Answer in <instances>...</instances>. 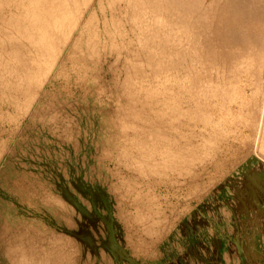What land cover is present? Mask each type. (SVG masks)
Returning <instances> with one entry per match:
<instances>
[{"label": "rangeland", "instance_id": "374dc122", "mask_svg": "<svg viewBox=\"0 0 264 264\" xmlns=\"http://www.w3.org/2000/svg\"><path fill=\"white\" fill-rule=\"evenodd\" d=\"M95 1L91 4V7L89 9V13H91L93 17L95 16V18L90 19L91 22H86V20L85 23L82 24V27H86L87 31L83 29L85 32L83 31L82 35H80L79 33L76 36V44H79V49L81 48V52L79 51V49L77 50L78 46H75V48H73V45H69V49L71 52L69 51V54L66 52L63 54L61 58L62 62H60L59 64L60 66L58 65L59 67H57L55 71L46 80H44L45 82H42L41 87L39 88L37 95L35 96V102H33L32 105L28 107V103L25 104L23 101L16 102L15 100H12V96H6L7 98H4L5 95H0V234L2 233L0 235V264H8L5 261L7 255L4 252L8 251H5L6 248L11 251L12 248L9 247H13V243H15L14 246L21 243V245H23V248L25 247L24 249L26 251L30 247L28 251H32L34 253L36 252L37 254H39V257L42 255H46V252H48L47 254H49L50 252V255L53 254L51 257L62 255L63 259L59 257L58 258L62 261L65 259L63 262H61L57 259V257H55L57 261L54 260L55 258L48 257V260L50 259V261H44L45 264H54L58 261V264H66L68 261L69 262L67 264H173V260H176V258L181 257L182 255L185 256V254L188 252V247H190L194 243H198L204 246L207 252H205L204 254L201 253L202 255H200L196 259H189V257H187L186 259L188 260V262H186L187 264H202V261H204L203 263L207 264V260L209 259L208 256H211L213 254V256H217L218 258L220 257V249H215V246L213 248V246L211 245V240L216 237L223 236L224 234L228 233L229 230L230 232L234 230L238 233L239 236L244 237V242H246L247 236L250 235L249 238L251 240L253 239L252 242L257 248L256 252L260 251L255 260H244L243 257H245V253L242 250H238L235 245H232L233 247H231L232 249H230L229 246L231 245L229 244H231V241L227 240V244L225 243L227 246L224 244L225 246L223 245V249L228 248L232 258L233 252L239 257V260L233 258L235 260V263L231 262L232 264H264V222L262 223V221L259 220H257L258 222H252L250 219L251 217L258 215L259 213L264 212V201L254 200L252 203V201L250 200L246 202L243 195H239V193H237L239 186L241 188L243 172H248L250 170L258 172L259 170L262 175L264 174V158L262 157L263 160L260 159V155H263L264 151L259 150V148L254 145L253 141V139L255 140V134L257 130L256 127H258V119L262 107L264 71L260 74L259 78L261 79H258L256 85L250 84V79L248 81L246 80L247 82H245V80H241L238 84L239 86H237V84H234L233 87L235 89L236 95L233 92V87L230 88L231 91L228 94L229 100L228 98L224 99L222 97L212 98V100L205 98L201 94L196 93L198 90H195L192 85L202 83L201 81L199 82V80L196 81L194 79L195 68L199 67H194V70L190 75L191 80H182L183 74L186 73L184 69H186L187 66H190V59L187 58L188 55H186V51H184V49H181V47H179L175 50V52L183 54L182 57H180V59L182 58L181 60L183 62V68L181 66L179 70H173V68L170 67L172 62L169 60V58H171L172 56H156L157 58L154 57V62L152 61L150 64H148L144 60L145 58H143L145 57L146 50L140 48L137 41L140 37L138 35L139 28L134 22H130V20L128 19L129 15L127 13L131 12V7H129V5L127 6L126 2H123L121 0L120 2L118 0L117 3H115L112 7H109L105 0L101 3H98L97 0ZM207 2L209 1L207 0ZM98 5H101L102 7L104 6V8ZM99 7H101V9ZM92 13H95V15ZM110 23L112 25H110ZM89 35L91 38L89 37ZM93 36L95 37V39ZM92 37L93 40H96L98 42V45H96L94 54L91 55L88 48L86 49L85 44H87V42L92 43ZM125 42H127V45H125ZM128 44L131 45L129 46ZM101 46L104 47L101 48ZM121 47H125L127 51L125 49H122ZM72 50L78 51L80 55L78 54V52L74 51L75 54H73L75 58H73L74 56L72 54ZM166 51H169V49H167ZM76 55L79 56L77 57ZM165 57H169L166 58L169 61H165ZM160 58L161 61H159ZM136 61H138V64ZM129 63H134L140 68L138 66H134V64L130 65ZM152 64L153 69H151ZM145 65H150V69L146 68ZM132 66L136 67V70H134ZM196 70L198 72L200 71L199 73L202 72L200 68ZM182 71L184 73H182ZM152 73L153 75H155L153 76ZM123 74H127V77L125 75L123 76ZM200 75H202V73ZM176 77H180V79L178 80ZM130 78L132 80H130L131 84L133 83V81H135V84H132V86H134L133 88L129 83ZM153 78L154 80H156L154 81ZM163 78H165V82H163ZM192 78L194 80H192ZM181 80L183 81V83L185 82L182 86ZM144 81L149 82L144 83ZM171 81L173 82V84L171 83ZM177 81L181 83H179L178 85L179 87L181 86L180 88L176 86L178 83ZM242 81L245 82V84ZM124 82L125 84H123ZM139 82L144 84L140 85ZM127 83L129 86L126 85ZM163 83H166L165 85L166 87H168V91L172 86V91H166L165 89L167 88L162 85ZM159 84H161V86ZM148 85L151 88H149ZM249 85L252 86V89H250ZM153 86L157 89L154 90L155 88ZM185 86L187 87L185 88ZM138 87H140L139 90H137ZM255 87L258 88L255 89ZM188 88L190 89L189 92L186 91ZM132 89L135 90L136 93ZM150 89L151 91L153 90L152 94L155 93V98L153 95L151 96ZM176 89L178 90V92ZM144 90L146 91L144 92ZM254 90L257 91L255 92ZM139 91L141 94L139 93ZM165 92L166 94H161ZM127 93L129 96L126 100ZM131 93L132 95L130 96ZM170 93L172 94L169 97L168 95H170ZM234 95L235 97H238L236 98V101ZM146 96L147 99L144 100ZM162 96H164V98H167L168 96L169 100H171V98H175L176 100L174 101L176 102V104L173 100H171V102L173 101V104L171 102L169 103L165 99L163 100ZM175 96H177L178 98H176ZM231 96L232 98H230ZM233 97L235 102L233 101ZM135 98L137 99L135 100ZM186 98L188 101L186 100ZM199 98L202 101L199 100ZM8 99H11L12 101H8ZM138 99H140L141 101ZM225 100H228V102ZM115 101H117L118 103ZM138 101L143 104H139ZM216 101H218L219 103ZM246 101H248V103ZM124 102H127L126 106ZM242 102L244 105L242 104ZM253 102L256 103L253 104ZM130 103H132V105H130ZM15 105L17 108L15 107ZM140 106L141 108L139 109ZM246 106L249 109H247ZM126 107H128V109ZM155 107L157 110L154 111L153 109H155ZM170 107L172 109L173 107L177 109V113L176 110L172 111ZM187 108H193L192 119H190L189 116L183 114L184 112H186ZM239 108L241 110H238ZM137 109L140 111V113ZM122 110L125 112H123ZM135 110H137L138 116L140 114L139 118L137 117V113ZM158 110L166 111L165 115L168 114V116L172 113V116L170 115V117L168 118V116L162 114V111ZM111 111H113V113H111ZM128 111L129 113H133V111L135 113L131 115L132 113L129 114ZM142 112L143 115H141ZM225 113L227 114V116ZM144 114L147 120L144 117ZM109 115H115L116 117H119L121 115V118L125 116L126 119L125 117L123 118V123H125L126 125L123 126H127L128 124L137 125V128H135L136 130L134 129V134L132 128L128 126L127 128L125 127L126 131L128 129V135L126 139L124 136L125 133L123 134V132L125 131L119 130L121 132L120 135H122L119 136L123 140L125 139L127 142L121 141L122 139L119 137L115 141H113L114 137H111L110 135L112 133V130L105 124V119ZM128 115L129 117L127 118ZM223 115L226 117L224 118ZM173 116L175 117L174 119ZM37 117L41 118L38 119ZM48 117L50 121L48 120ZM140 118L142 121H144L145 118V121L142 122ZM153 118H155L156 122L152 121L154 120ZM177 118H179L180 122ZM183 118H185L187 121L185 119L183 120ZM159 119L166 120L167 123L165 125H170L173 122L175 123H173L175 127L172 125V128L171 125H168V127L165 126L167 128L165 129V131H168V134L170 133L169 135H171V137L168 135L169 138H171L170 143L168 142L169 139L166 140V143H168L165 144V141L157 140L154 134L151 135V133L158 131L159 127L156 123L159 122ZM38 120L41 121L39 122ZM255 123L257 124V126H255ZM142 124L143 126L140 129ZM119 127L123 129V127ZM169 127L172 129V131ZM218 127L220 130H217ZM254 127L255 130L253 129ZM236 128L239 132L236 130ZM139 129L142 131V133ZM151 130L154 132H152ZM192 130L194 131L195 135ZM175 131L184 132L178 133L181 136L184 135L187 137L189 136V133L191 131V141L185 144V137L182 136L181 138L180 136V140L179 142H177L178 144L175 143L177 146L176 147L175 144H173V138H176V136L178 137V133ZM213 131L218 134L215 135L218 139L211 138V133L215 134ZM137 133H141L142 136H138ZM224 133L226 135H224ZM148 136L150 137V139H152V141H149ZM212 137L214 136L212 135ZM204 139L205 143L201 144L202 141L204 142ZM212 139V143L215 145H212V143H210L211 145L208 144L210 141H212ZM206 140H208V143ZM138 141L142 144L137 143ZM158 142L163 146H158ZM148 144H150L149 148L146 147ZM180 144L182 146L183 144L187 145L188 149L189 146H191L189 151L193 150L192 153L198 152L196 154H193L194 159H196L193 162L191 173L188 174V171L185 167H178L175 164L171 165V169L169 165L165 167L160 160L158 166L156 165V167L148 169L147 167L143 166L144 169L139 167L140 172L137 171L138 166L136 165V161H142L145 158V155H152L154 149L155 151L153 153L155 154L153 155L155 157H158L156 154L164 149V151H167L168 153L169 151L171 152V150H173L171 152L172 154L175 148L177 149L181 147ZM191 144L194 146H192ZM196 144L197 146H195ZM204 144H206V146ZM142 145L145 146L143 147ZM164 145L166 146L164 147ZM203 146H205L204 149ZM142 147L144 148V150L147 149L146 152L144 151L145 154L143 152H139V150L141 151ZM211 147L212 150L210 149ZM133 148L136 150H134ZM201 148L203 149V151ZM35 149H37V152ZM195 149H197V151ZM198 149L199 151H201L200 153ZM208 149H210V152L208 151ZM258 150L261 154L258 153ZM137 151L139 156L137 154ZM149 151L150 153L147 154V152ZM156 151L158 153H156ZM205 151H207V156ZM140 154H142L143 156ZM198 155H201L200 158ZM204 155L206 156V158ZM141 156L143 159L138 158H141ZM201 157L203 158V161ZM135 166L137 167V169L135 168ZM161 168H167V170ZM144 170L145 172H143ZM68 180L75 181L77 185L80 186L82 191L88 196V198L85 199L86 201H88V203L86 201L85 203L84 201L81 203L78 199L76 200V204L78 206L84 207V212L79 213V215L76 214L77 210H75L74 212H67L65 208L64 210L61 207L59 208L60 210L58 209V207L49 209L50 207L48 206L49 202H53V198H59L58 196L61 195V187L64 182H68ZM32 187H34V189ZM95 192L99 193L100 198H97L95 195H91ZM235 195H237L238 197ZM87 205L89 206V209ZM237 209L240 211H237ZM152 217L155 218L151 219ZM143 219H146L148 221L156 220L157 223L155 222L153 231L151 232L153 234H148V232H145L143 230L144 228H146H142ZM233 222L235 223L234 225ZM75 226H79L78 231L81 230V228L84 229V231L86 232V235L84 236V238L87 239L86 242H83L84 239L82 242H78L77 240H73L70 238L69 233L75 229ZM236 228L238 229L236 230ZM98 229L101 231V233ZM165 229H167L168 231H165ZM158 231L161 233H159ZM111 237L112 240L110 239ZM140 242L142 243V245ZM7 243H11L9 244L11 246H8ZM82 243L84 244V248H82ZM31 247L33 250L31 249ZM41 250H43L44 254H42ZM51 250L54 251L51 252ZM99 250H102L104 255H100V253L102 254V251L100 252ZM8 256H12L13 259L10 257L11 260L15 261L16 259L18 260L17 257L19 256V254L16 250L13 251V253L12 251L11 253L8 251ZM67 256H69L70 258H67ZM202 258L203 260H201ZM199 260L201 261V263ZM170 261L172 262L170 263ZM186 262L184 264H186ZM217 263L220 264L219 261H217Z\"/></svg>", "mask_w": 264, "mask_h": 264}, {"label": "bare ground", "instance_id": "6f19581e", "mask_svg": "<svg viewBox=\"0 0 264 264\" xmlns=\"http://www.w3.org/2000/svg\"><path fill=\"white\" fill-rule=\"evenodd\" d=\"M95 0H0V95L4 96V98L7 97H11L12 100L17 101H23L25 104L28 103V107L30 105H32L33 102H35V96L37 95V92L39 90V88L41 87V84L44 80H46L54 71L57 67H59L61 58L63 56V54L66 52L68 53L70 51V47L69 45H73L75 48V46L77 47V50L79 49V44L77 43V38L76 36L80 33V35H82L83 33V29L86 30V27L83 28L82 24L86 22H91L90 19L95 18V16L93 17L91 15V13H89V9L91 7V4L94 2ZM98 3L103 2L104 0H97ZM107 2V4L109 5V7L113 6L115 3H117L118 0H105ZM123 2H126L127 6L129 5V7H131V12H128L127 14L128 19L130 20V22H134L136 24V26L139 28L138 31V35L140 36L137 40L139 47L146 50L145 53V58L144 60L150 64L153 60L154 57L156 56H172L171 58L169 57H165V61L167 60L166 58H169V60L172 62V64L170 65L171 68H173V70H179L182 66V58L180 59V57H182L183 54H179L177 52H175L176 49H178L179 47H181V49H184V51H186V55H188L187 58L190 59L189 65L187 66L186 69H184V71L186 72L185 74H183V79L187 80H191L190 75L191 72L194 70V67H199L201 69V73L202 75H200L201 73H199L196 69L199 68H195V73H194V79L197 81L199 80V82L201 81V84H192L195 90H198L196 93L201 94L203 97L211 99L212 98H218V97H222V98H228V94L230 93V88H232L234 86V84H237V86H239L238 84L240 83L241 80H245V82H247L249 79L251 81L250 84L252 85H256L258 79L260 77V74L264 71V0H208L209 2H207V0H121ZM96 2V1H95ZM120 2V0H119ZM118 2V3H119ZM101 6V5H98ZM93 7V6H92ZM102 7V6H101ZM101 7H99L101 9ZM108 7V6H107ZM104 8V6L102 7ZM116 8V7H115ZM114 9V8H113ZM103 10V9H102ZM96 11V10H95ZM125 11V10H124ZM87 13V14H86ZM101 13V12H100ZM95 15V13H92ZM120 14V13H119ZM125 15V14H124ZM110 16V15H109ZM121 17V16H120ZM109 19V18H108ZM115 19V18H114ZM104 20V19H103ZM117 20V19H116ZM106 21V20H105ZM113 21V20H112ZM97 22V21H96ZM111 22V21H110ZM113 23V22H112ZM121 23V22H120ZM87 24V23H86ZM91 24V23H89ZM116 24V23H115ZM110 25H112L110 23ZM134 25V24H133ZM85 26V24H84ZM104 26V25H103ZM106 26V25H105ZM130 26V25H129ZM135 26V25H134ZM89 27V25H88ZM135 28V29H136ZM88 29V28H87ZM93 30V29H92ZM84 31V32H85ZM89 31V30H88ZM137 31V32H138ZM106 32V30H105ZM118 32V30H117ZM111 33V32H110ZM87 34V33H86ZM137 35V34H136ZM87 37V35H86ZM85 37V38H86ZM90 37V35H89ZM94 37V36H93ZM92 37V43L87 42L86 45V49L88 48L89 52L92 54H94L95 50H96V45H98V42L96 40H93ZM76 38V39H75ZM91 38V37H90ZM109 38V37H108ZM95 39V37H94ZM89 40V38H88ZM99 41V40H98ZM103 41V40H102ZM121 41V40H120ZM105 43V42H104ZM113 43V42H112ZM127 45V42H125ZM103 44V43H102ZM115 45V44H114ZM129 46L131 44H128ZM112 46V45H111ZM104 47V46H103ZM101 46V48H103ZM108 47V46H107ZM110 47V46H109ZM72 48V47H71ZM112 48V47H111ZM122 48V47H121ZM174 50H173V49ZM81 49V48H80ZM79 49V51H80ZM110 49V48H109ZM122 49H125L122 48ZM167 49H169V51H166ZM111 50V49H110ZM115 50V49H114ZM126 50V49H125ZM129 50V49H128ZM73 51V50H72ZM76 51V50H74ZM74 51L72 52V54L74 53ZM87 51V50H86ZM127 51V50H126ZM125 51V52H126ZM133 51V50H132ZM71 52V51H70ZM78 52V51H76ZM81 52V51H80ZM88 52V53H89ZM108 52V51H107ZM89 53V54H90ZM138 53V52H137ZM69 54V53H68ZM71 54V55H72ZM75 54V53H74ZM73 54V56H74ZM79 54V52H78ZM103 54V53H102ZM136 54V52H135ZM80 55V54H79ZM79 55H76L77 57ZM70 56V55H69ZM99 56V55H98ZM138 56V55H137ZM143 56V55H142ZM161 56V57H162ZM76 57V58H77ZM116 57V56H115ZM136 57V56H135ZM185 57V55H184ZM75 58V56L73 57ZM92 58V57H91ZM133 58V56H132ZM138 58V57H137ZM157 58V57H156ZM155 58V59H156ZM69 59V58H68ZM80 59V58H79ZM78 59V60H79ZM184 59V58H183ZM115 60V59H114ZM133 60V59H132ZM157 60V59H156ZM163 60V58H162ZM167 60V61H169ZM66 61V60H65ZM158 61V60H157ZM156 61V63H157ZM159 61H161V58L159 59ZM184 61V60H183ZM125 62V61H124ZM138 64V61H136ZM143 62V61H142ZM154 62V61H153ZM116 63V62H115ZM130 64V63H129ZM134 64V63H133ZM130 64V65H133ZM146 64V63H145ZM159 64V63H158ZM59 65V66H58ZM155 65V64H154ZM161 65V63H160ZM82 66V65H81ZM93 66V65H92ZM115 66V64H114ZM126 66V64H125ZM134 66H136L134 64ZM138 66V65H137ZM136 66V67H137ZM148 66V67H147ZM145 65L146 68L150 69L149 66L150 65ZM159 66V65H158ZM132 68L134 70H136L135 68ZM139 67V66H138ZM62 68V66H61ZM127 68V67H126ZM131 68V69H132ZM140 68V67H139ZM137 68V69H139ZM170 68V69H171ZM183 68V66H182ZM153 69V64H152V68ZM169 69V70H170ZM58 70V69H57ZM56 70V72H57ZM133 70V71H134ZM72 71V70H71ZM129 71V70H126ZM142 71V70H141ZM61 72V71H60ZM152 72V71H151ZM176 72V71H175ZM174 72V73H175ZM59 73V71H58ZM77 73V72H76ZM130 73V72H129ZM139 73V72H138ZM143 73V72H142ZM145 73V72H144ZM182 73H184L182 71ZM61 74V73H60ZM161 74V73H160ZM63 75V74H62ZM125 74H123L124 76ZM127 75V74H126ZM125 75V76H126ZM153 75V73H152ZM155 75V74H154ZM153 75V76H154ZM129 76V75H128ZM56 77V76H55ZM61 77V76H60ZM81 77V76H80ZM127 77V76H126ZM152 77V76H151ZM156 77V76H155ZM64 78V77H63ZM123 78V77H122ZM132 78V77H131ZM131 78L129 79V83L132 81ZM137 78V76H136ZM140 78V77H139ZM169 78V77H167ZM166 78V79H167ZM177 78V77H176ZM176 78H171V79H176ZM264 78V77H263ZM262 78V79H263ZM124 79V78H123ZM126 79V78H125ZM128 79V78H127ZM135 79V78H134ZM163 82H165V78H163ZM178 80L180 79L177 78ZM192 78V80H194ZM131 80V81H130ZM138 80V79H136ZM142 80V79H140ZM154 80V78H153ZM156 80V79H155ZM154 80V81H155ZM159 80V79H158ZM181 80L182 84L180 82L177 83L176 86L179 85V83L181 84V86L185 83H183V81ZM247 80V81H246ZM125 81V80H124ZM160 81V80H159ZM174 81V80H173ZM263 81V80H262ZM45 82V81H44ZM135 81H133L132 84ZM143 82V81H142ZM147 82V81H146ZM144 81V83H146ZM149 82V81H148ZM147 82V83H148ZM153 82V81H152ZM162 82V81H161ZM159 82V83H161ZM176 82V81H175ZM195 82V81H194ZM243 82V81H242ZM245 82H243L245 84ZM122 83V82H121ZM140 85L144 84L139 82ZM138 83V84H139ZM151 83V82H150ZM171 83L173 84V82L171 81ZM249 83V82H248ZM125 84V82L123 83ZM132 84L130 83V86H132ZM157 84V83H155ZM166 83H163L162 85L166 87L165 85ZM242 84V83H241ZM127 86L128 83L126 84ZM137 85V84H136ZM161 86V84H159ZM187 85V83H186ZM162 86V87H163ZM180 86V87H181ZM241 86V85H240ZM250 86V85H249ZM134 86H132L133 88ZM149 88H151L148 85ZM154 87V86H153ZM152 87V88H153ZM179 87V86H178ZM179 87V88H180ZM187 86H185L186 88ZM236 87V86H235ZM140 87L137 88V90H139ZM155 88V87H154ZM159 88V87H158ZM161 88V87H160ZM164 88V87H163ZM167 89H165L166 91H168V87H166ZM258 87H255V89H257ZM124 89H125V85H124ZM123 89V90H124ZM131 89V87H130ZM143 89V87H142ZM145 89V87H144ZM157 88H155L154 90H156ZM163 89V90H164ZM172 86L170 88V91H172ZM193 89V88H192ZM193 89V90H194ZM250 89H252V86H250ZM129 90V89H128ZM127 90V91H128ZM133 90V89H132ZM131 90V91H132ZM162 90V91H163ZM177 90V89H176ZM183 90V88H182ZM186 90V89H185ZM184 90V91H185ZM189 88L186 90L189 92ZM238 90V89H237ZM130 91V92H131ZM135 92V90H133ZM146 90H144L145 92ZM149 91V89H148ZM151 91V89H150ZM175 91V90H174ZM183 91V92H184ZM239 91V90H238ZM255 92L257 90H254ZM68 92V91H67ZM138 92V91H137ZM153 90L150 92L151 96L155 93H153ZM160 92V91H159ZM176 92V91H175ZM174 92V93H175ZM178 92V90H177ZM233 92L235 93V89L233 87ZM242 92V91H241ZM129 93V92H128ZM127 93L126 96V100L128 99L127 97L129 96ZM136 93V92H135ZM140 93V91H139ZM138 93V94H139ZM149 93V92H148ZM134 94V93H133ZM141 94V93H140ZM147 94V93H146ZM149 94V95H150ZM166 94L165 93H161ZM172 93H170V95H168L169 97L171 96ZM181 94V93H180ZM185 94V93H184ZM190 94V93H189ZM197 94V95H198ZM233 94V93H232ZM247 94V93H246ZM253 94V93H252ZM255 94V93H254ZM263 100H262V107H261V113L259 116V123H258V127L256 130V134H255V140L254 141V145H256L259 150H263L264 151V90H263ZM98 95V94H97ZM132 95V93L130 94V96ZM135 95V94H134ZM174 95V94H173ZM196 95V96H197ZM236 95V93H235ZM234 95V97H235ZM136 96V95H135ZM148 96V95H147ZM147 96L145 99H147ZM157 96V95H156ZM160 96V95H159ZM167 98L163 97V100L165 99L166 101H168L169 103L171 102V100H176L175 98H171V100ZM189 96V95H188ZM230 96V95H229ZM240 96V95H239ZM255 96V95H254ZM6 97V98H7ZM133 97V96H132ZM176 98H178L177 96H175ZM186 97V96H185ZM184 97V98H185ZM199 97V96H198ZM197 97V98H198ZM234 97H233V101H234ZM242 97V96H241ZM1 98V97H0ZM134 98V97H133ZM138 98V97H137ZM135 98V100L137 99ZM150 98V97H149ZM155 98V96H154ZM232 98V96L230 97ZM235 97V101L237 100ZM244 98V97H243ZM242 98V99H243ZM251 98V97H250ZM131 99V98H130ZM152 99V98H151ZM161 99V98H160ZM168 99V100H167ZM180 99V98H179ZM177 99V100H179ZM195 99V98H194ZM221 99V98H220ZM257 99V98H256ZM11 99H8V101ZM11 100V101H12ZM124 100V101H126ZM134 100V101H135ZM140 100V99H138ZM153 100V99H152ZM187 100V98H186ZM199 100H201L199 98ZM214 100V99H213ZM217 100V99H216ZM229 100V98H228ZM228 100H225L228 102ZM241 100V99H240ZM244 100V99H243ZM141 101V100H140ZM140 101L139 104L141 103ZM143 101V100H142ZM150 101V100H148ZM155 101V99H154ZM173 101L171 102L173 104ZM188 101V100H187ZM190 101V100H189ZM193 101V100H192ZM202 101V100H201ZM220 101V100H218ZM216 101V102H218ZM231 101V99H230ZM232 101V102H233ZM234 101V102H235ZM250 101V100H249ZM256 101V100H255ZM261 101V100H260ZM14 102V101H13ZM69 102V101H68ZM117 102V101H115ZM131 102V101H130ZM136 102V101H135ZM137 102V103H138ZM146 102V101H144ZM175 102V101H174ZM207 102V101H206ZM231 102V103H232ZM239 102V101H238ZM248 103V101H246ZM15 103V102H14ZM65 103V102H64ZM98 103V102H97ZM118 103V102H117ZM125 106L127 105V102H124ZM129 103V102H128ZM150 103V102H149ZM155 103V102H154ZM201 103V102H200ZM219 103V102H218ZM230 103V102H229ZM246 103V105H247ZM256 102H253V104H255ZM66 104V103H65ZM69 104V103H68ZM134 104V103H133ZM143 103H141L142 105ZM152 104V103H151ZM171 104V105H172ZM176 104V102H175ZM178 104V103H177ZM217 104V103H216ZM215 104V105H216ZM243 104V102H242ZM130 105H132V103H130ZM138 105V104H137ZM148 105V102H147ZM154 105V104H153ZM222 105V103H221ZM236 105V104H235ZM244 105V104H243ZM37 106V105H36ZM41 106V105H40ZM52 106V105H51ZM120 106V105H119ZM135 106V105H134ZM146 106V104H145ZM150 106V104H149ZM152 106V105H151ZM218 106V105H217ZM220 106V105H219ZM254 106V105H253ZM16 107V105H15ZM24 107V105H23ZM26 107V106H25ZM124 107V105H123ZM133 107V106H132ZM157 107V106H156ZM155 107V109H153L154 111L157 110ZM179 107V106H178ZM241 107V106H240ZM244 107V106H243ZM242 107V108H243ZM247 107V106H246ZM249 107V105H248ZM247 107V109H249ZM17 108V107H16ZM27 108V107H26ZM119 108V107H117ZM128 109V107H126ZM125 108V109H126ZM138 108V107H137ZM141 108V106L139 107V109ZM149 108V107H148ZM168 108V107H167ZM166 108V109H167ZM171 108V107H170ZM131 109V107H130ZM129 109V110H130ZM159 109V108H158ZM164 109V108H163ZM165 109V110H166ZM172 109V108H171ZM170 109V110H171ZM183 109V108H182ZM213 109V108H212ZM221 109V108H220ZM219 109V110H220ZM244 109V108H243ZM246 109V110H247ZM117 110V109H116ZM115 110V111H116ZM120 110V109H119ZM133 110V108H132ZM138 110V109H137ZM137 110L136 113H137ZM168 110V109H167ZM177 113V109H175L173 107L172 111H175ZM234 110V109H233ZM238 110H241L240 108ZM19 111V110H18ZM48 111V109H47ZM76 111V110H75ZM123 111V110H122ZM139 111V110H138ZM158 111H162V114L165 115L166 111L163 110H158ZM171 111V112H172ZM237 111V110H235ZM249 111V110H248ZM67 112V111H66ZM125 112V111H123ZM215 112V109H214ZM229 112V111H228ZM250 112V111H249ZM16 113V112H15ZM111 113H113V111H111ZM129 113V111H128ZM132 112H130L129 114H131ZM133 113H135L133 111ZM133 113L131 115H133ZM140 113V111H139ZM157 113V112H156ZM161 113V112H160ZM237 113V112H234ZM259 113V112H258ZM52 114V113H51ZM117 114V113H115ZM123 114V113H122ZM127 114V113H126ZM125 114V115H126ZM170 114V113H169ZM175 114V113H174ZM186 116H189L190 119H192L193 117V108H187L186 112L183 113ZM200 114V113H199ZM226 114V113H225ZM107 115V114H106ZM135 115V114H134ZM143 115V112L142 114ZM172 116V113L170 114ZM170 115L168 116V114H166L165 116H168V118L170 117ZM180 115V114H179ZM198 115V114H197ZM45 116V114H44ZM124 116V115H123ZM136 116V115H135ZM140 116V114H139ZM138 113H137V117L139 118ZM147 116V115H146ZM178 116V115H177ZM176 116V117H177ZM181 116V115H180ZM224 116V115H223ZM227 116V114H226ZM224 116V118L226 117ZM253 116V115H252ZM9 117V116H8ZM51 117V115H50ZM125 117V116H124ZM124 117L121 118V115L119 117H116L115 115H109L106 117V125L108 128H110L112 130V133L110 134L111 137H114L115 141L118 137L121 138L120 136V131H125L123 132L125 139L127 138V131L125 130V127L127 128L130 127L133 129V134L134 131L136 130L135 128H137V125H130L128 124L127 126H123L126 125L125 123H123L124 121ZM129 117V115L127 116V118ZM145 117V114H144ZM12 118V117H11ZM33 118V117H32ZM38 119L41 117H37ZM53 118V117H52ZM60 118V117H59ZM70 118V117H69ZM68 118V119H69ZM131 118V116H130ZM146 118V117H145ZM144 118V121H145ZM159 118V117H158ZM164 118V117H161ZM167 118V119H168ZM175 117L173 116V119ZM205 118V117H204ZM229 118V117H228ZM126 119V117H125ZM151 119V118H150ZM154 120H152L153 122L155 120V118H153ZM172 119V118H171ZM170 119V120H171ZM172 119V120H173ZM179 121V118H177ZM185 118H183L184 120ZM48 120L50 121L49 117ZM53 120V119H52ZM141 120V118H140ZM143 120V117H142ZM141 120V121H142ZM147 120V118H146ZM182 120V121H183ZM186 120V119H185ZM189 120V119H188ZM203 120V119H202ZM39 122L41 120H38ZM48 121V122H49ZM62 121V120H61ZM133 121V120H132ZM142 121V122H144ZM150 121V120H149ZM151 121V122H152ZM165 121V123H164ZM168 121V120H167ZM176 121V120H175ZM187 121V120H186ZM185 121V122H186ZM208 121V120H207ZM224 121V120H223ZM222 121V122H223ZM242 121V120H241ZM35 122V121H34ZM127 122V121H125ZM148 122V121H146ZM152 122V123H153ZM169 122V121H168ZM180 122V121H179ZM190 122V121H189ZM188 122V123H189ZM198 122V121H197ZM196 122V123H197ZM216 122V121H215ZM220 122V121H219ZM137 123V122H136ZM150 123V122H149ZM148 123V124H149ZM151 123V124H152ZM167 122L166 120H161L159 119V122L156 123L159 127L157 132L151 133V135L154 134V136L157 138V140L160 141H165V144H167L168 142L170 143L171 138H169V136L171 137V135L168 134V131L166 132L165 129H167L165 126L168 127L169 124L165 125ZM171 123V122H170ZM174 123V122H173ZM171 123V128L172 125L174 126V124ZM203 123V122H202ZM221 123V122H220ZM230 123V122H229ZM228 123V124H229ZM232 123V122H231ZM241 123V122H240ZM255 123V126H257V124ZM180 124V123H179ZM187 124V123H186ZM198 124V123H197ZM204 124V123H203ZM219 124V123H218ZM217 124V125H218ZM246 124V122H245ZM244 124V126H245ZM249 124V123H247ZM253 124V123H252ZM55 125V124H54ZM123 127L120 128L119 126ZM145 125V123H144ZM169 125V126H170ZM181 125V124H180ZM208 125V124H207ZM71 126V125H69ZM139 126V125H138ZM143 124L141 125L140 129L142 128ZM149 126V125H148ZM154 126V125H153ZM190 126V125H188ZM216 126V125H215ZM219 126V125H218ZM247 126V125H246ZM175 127V126H174ZM192 127V126H191ZM207 127V126H206ZM224 127V125H223ZM222 127V128H223ZM229 127V126H228ZM235 127V126H234ZM251 127V126H250ZM253 127V126H252ZM147 128V127H146ZM150 128V126H149ZM153 128V127H152ZM170 128V127H169ZM170 128V130L172 131V129ZM187 128V127H186ZM195 128V127H194ZM204 128V127H203ZM208 128V127H207ZM216 128V127H215ZM227 128V127H226ZM70 129V127H69ZM135 129V130H134ZM139 129V130H140ZM144 129V128H143ZM148 129V128H147ZM151 129V128H150ZM184 129V128H183ZM191 129V128H188ZM198 129V128H197ZM211 129V128H210ZM251 129V128H250ZM255 130V127L253 128ZM120 130V131H119ZM154 130V129H153ZM156 130V129H155ZM169 130V129H168ZM169 130V131H170ZM214 130V129H213ZM217 130H220L219 127ZM225 130V129H224ZM237 130V128H236ZM70 131V130H69ZM130 131V130H129ZM138 131V130H137ZM141 131V130H140ZM193 131V130H192ZM201 131V129H200ZM212 131V130H211ZM216 131V130H215ZM215 131H213L215 133ZM234 131V130H233ZM232 131V132H233ZM238 131V130H237ZM175 132H180V131H175ZM188 132V131H187ZM185 132V133H187ZM218 132V131H217ZM222 132V130H221ZM226 132V131H225ZM239 132V131H238ZM70 133V132H69ZM75 133V132H74ZM142 133V131H141ZM138 134L142 136V134ZM180 133H184V132H180ZM191 133V131H190ZM189 133V138L187 136L185 137V144L189 143L191 140V134ZM194 133V131H193ZM199 133V132H197ZM205 133V132H204ZM234 133V132H233ZM250 133V132H248ZM76 134V133H75ZM145 134V133H144ZM149 134V133H148ZM214 137L211 138L215 139L217 138L215 134L211 133ZM223 134V133H222ZM59 135V134H58ZM120 135V136H119ZM136 135V134H135ZM147 135V134H146ZM169 135V136H168ZM178 137L176 136V138L174 139V143L173 144H178L177 142H179L180 140V134H177ZM195 135V133H194ZM203 135V134H202ZM201 135V136H202ZM218 135V134H217ZM221 135V134H220ZM224 135H226L224 133ZM228 135V134H227ZM26 136V135H25ZM137 136V135H136ZM140 136V137H141ZM145 136V135H144ZM143 136V137H144ZM181 136V138H182ZM251 136V135H250ZM249 136V137H250ZM69 137V136H68ZM129 137V136H128ZM133 137V135H132ZM147 137V136H146ZM149 137V136H148ZM183 137V138H184ZM209 137V136H208ZM240 137V136H239ZM254 137V136H253ZM200 138V137H199ZM202 138V137H201ZM204 138V137H203ZM235 138V136H234ZM237 138V137H236ZM36 139V138H35ZM122 139V138H121ZM120 139V140H121ZM121 140V141H126V140ZM138 139V138H137ZM142 139V138H140ZM169 141L166 143V140ZM210 139V138H209ZM210 141L208 143L210 144L213 142ZM218 139V138H217ZM223 139V137H222ZM248 139V138H247ZM3 140V139H2ZM152 141V139H150L149 137V141ZM183 140V139H182ZM201 140V139H200ZM42 141V140H41ZM120 141V142H121ZM144 141V139H143ZM142 141V142H143ZM240 141V140H239ZM127 142V141H126ZM141 142V140H140ZM139 141L137 143H140ZM183 142V141H182ZM181 142V143H182ZM219 142V141H217ZM245 142V141H243ZM57 143V142H56ZM118 143V142H117ZM152 143V142H151ZM163 143V142H162ZM161 143V144H162ZM200 143V142H199ZM205 143V139L204 142L202 141L201 144ZM51 144V143H50ZM130 144H131V139H130ZM129 144V146H130ZM138 144V145H139ZM175 144V146H176ZM242 144V143H239ZM247 144V143H246ZM59 145V144H57ZM114 145V144H113ZM120 145V144H119ZM122 145V144H121ZM157 145L159 146V142L157 143ZM181 145V144H180ZM192 145V144H191ZM206 146V144H204ZM211 145V144H210ZM209 145V146H210ZM212 145H215L212 143ZM218 145V144H217ZM143 147L145 145H142ZM150 144H148L146 147L149 148ZM163 146V145H160ZM166 145H164L165 147ZM169 146V145H168ZM174 146V147H175ZM194 146V145H192ZM197 146V144L195 145ZM202 146V145H201ZM203 146V149L204 147ZM229 146V145H228ZM252 146V145H251ZM1 147V146H0ZM37 147V146H36ZM60 147V146H59ZM133 147V146H131ZM141 147V146H140ZM141 148V151L139 150L140 153H144V151L146 152V150H144V148ZM152 147V146H151ZM151 147H150V151H151ZM170 147V146H169ZM173 147V148H174ZM177 147V146H176ZM179 147V146H178ZM191 146H189L190 149ZM214 147V146H212ZM212 147L210 148L212 150ZM217 147V146H216ZM256 147V148H257ZM120 148V147H119ZM196 148V147H195ZM199 148V146H198ZM208 148V147H207ZM229 148V147H228ZM239 148V147H238ZM243 148V147H242ZM254 148V147H253ZM38 149V148H37ZM37 149L36 152H37ZM111 149V148H110ZM129 149V148H128ZM134 149V148H133ZM154 149V147H153ZM187 145L183 146L181 145V147L179 148H175L174 152L171 154V152L173 150H171V152L169 151V153L167 151L161 150L159 153L156 151V154L158 157H155L153 154L154 151L152 152V155H150V151L147 152V154H149V156H144L145 158H141L138 157L139 159H143L142 161H136V165L138 166V170L140 168H143V166L149 168H153L156 167V165L158 166L159 160L162 162L163 166H170V169L172 168L171 165L175 164L178 167H185L188 171V174L191 173L192 170V165L193 162L195 161L193 154L192 153L193 150L189 151ZM193 149V148H191ZM202 149V148H201ZM200 149V150H201ZM202 149V151H203ZM206 149V148H205ZM210 149H208V151L210 152ZM136 150V149H134ZM149 150V149H148ZM160 150V149H159ZM197 151V149H195ZM230 150V149H229ZM256 150V149H255ZM258 150V153L260 152ZM103 151V150H102ZM123 151V150H122ZM121 151V152H122ZM133 151V150H131ZM189 151V152H188ZM199 151V149H198ZM226 151V150H225ZM262 151V153H263ZM22 152V151H21ZM120 152V153H121ZM136 152V151H135ZM201 151H199L200 153ZM253 152V151H252ZM251 152V153H252ZM107 153V152H106ZM190 153V154H189ZM192 153V155H191ZM198 153V152H196ZM195 153V154H196ZM204 153V152H203ZM206 156H207V151H205ZM212 153V152H211ZM247 153V150H246ZM257 153V151H256ZM19 154V153H18ZM109 154V153H108ZM138 154V151H137ZM145 154V153H144ZM175 154V155H174ZM261 154V153H259ZM213 155V154H212ZM264 155V153H263ZM263 155H260L261 160L262 157L264 158ZM119 156V155H118ZM139 156V154H138ZM199 158L201 155H198ZM205 156V155H204ZM203 156V157H204ZM205 156V158H206ZM196 157V155H195ZM212 157V156H211ZM244 157V156H243ZM32 158V157H31ZM137 158V159H138ZM202 158V157H201ZM204 158V159H205ZM214 158V157H213ZM130 159V157H129ZM194 159V160H193ZM211 159V158H210ZM221 159V158H220ZM223 159V158H222ZM231 159V158H230ZM134 160V159H133ZM212 160V159H211ZM235 160V159H234ZM132 161V160H131ZM201 161V159H200ZM203 161V158H202ZM222 161V160H221ZM213 162V161H212ZM230 162V161H229ZM134 163V162H133ZM200 163V162H199ZM87 164V163H86ZM132 164V163H131ZM219 164V163H217ZM231 164V163H230ZM237 164V163H236ZM25 165V164H24ZM174 165V166H175ZM202 165V164H201ZM162 166V165H161ZM219 166V165H218ZM140 167V168H139ZM182 167V168H183ZM135 168L137 169V167L135 166ZM218 168V167H217ZM127 169V168H126ZM158 169V168H157ZM160 169V166H159ZM164 170H167V168H161ZM169 169V168H168ZM176 169V168H174ZM181 169V168H179ZM178 169V170H179ZM177 170V171H178ZM183 170V169H182ZM130 171V169H129ZM153 171V169H152ZM155 171V169H154ZM180 171V170H179ZM184 171V170H183ZM206 171V170H205ZM222 171V170H221ZM140 172V171H139ZM145 172V170L143 171ZM126 173V172H125ZM142 173V172H141ZM164 173V172H163ZM187 173V172H186ZM140 174V173H139ZM157 174V173H155ZM185 174V173H184ZM193 174V173H192ZM209 174V173H208ZM163 175V174H162ZM242 184H241V188L239 186V189L237 190V193L242 194L244 197V200L247 201H253L257 200V201H264V174L262 175L261 172L258 170V172L254 171V170H250L248 172H243L242 174ZM65 176V175H64ZM101 176V175H100ZM179 176V175H178ZM196 176V175H195ZM204 176V175H203ZM5 177V176H4ZM67 177V176H66ZM114 177V176H113ZM118 177V176H117ZM149 177V176H148ZM199 177V175H198ZM207 177V176H206ZM183 178V177H182ZM201 178V177H200ZM190 179V178H189ZM213 179V178H212ZM183 180V179H182ZM210 180V179H209ZM70 181V182H69ZM184 181V180H183ZM182 181V182H183ZM194 181V179H193ZM211 181V180H210ZM38 182V181H37ZM176 182V181H175ZM190 182V181H189ZM211 183V182H209ZM121 184V183H120ZM179 184V183H178ZM188 184V183H186ZM197 184V183H196ZM38 185V184H37ZM119 185V184H118ZM190 185V184H189ZM209 185V184H208ZM127 186V185H126ZM125 186V187H126ZM19 187V186H18ZM17 187V188H18ZM30 187V186H29ZM41 187V186H40ZM209 187V186H208ZM34 189V187H32ZM134 188V187H133ZM151 188V187H150ZM193 188V187H192ZM197 188V187H196ZM25 189V188H24ZM207 189V188H206ZM193 190V189H192ZM27 191V190H26ZM43 191V190H42ZM50 191V190H49ZM125 191V190H124ZM128 191V190H127ZM144 191V190H143ZM154 191V190H153ZM32 192V191H31ZM118 192V191H117ZM151 192V190H150ZM204 192V191H203ZM33 193V192H32ZM146 193V192H145ZM202 193V192H201ZM205 193V192H204ZM226 193V192H225ZM28 194V193H27ZM227 194V193H226ZM232 194V193H231ZM91 195H95L97 198H100L99 193L95 192L92 193ZM121 195V194H120ZM139 195V194H137ZM144 195V194H143ZM196 195V194H195ZM199 195V194H198ZM241 195V196H242ZM234 196V194H233ZM237 196V195H235ZM55 197V196H54ZM58 199L53 198V202H49L48 206L51 208L54 207H58V209L61 207L63 210L65 208V210L67 212H74L76 211V214L79 215V213L84 212V207L82 206H78L76 204V200L78 199L81 203L84 201L85 203V199L88 198V196L82 191V189L80 188V186L77 185V183L73 180H68V182H64V184L61 187V195L58 196ZM122 197V196H121ZM140 197V196H139ZM194 197V196H193ZM232 197V195H231ZM230 197V198H231ZM238 197V196H237ZM30 198V197H29ZM57 198V197H56ZM42 199V198H41ZM40 199V200H41ZM52 199V198H51ZM133 199V198H131ZM130 199V200H131ZM232 199V198H231ZM239 199V198H238ZM237 199V200H238ZM135 200V199H134ZM133 201V200H132ZM138 201V199H137ZM150 201V200H149ZM240 201V200H239ZM88 203V201H86ZM141 202V201H140ZM37 203V202H36ZM245 203V202H244ZM251 203V204H252ZM129 204V203H128ZM31 205V204H30ZM171 205V204H170ZM207 205V204H206ZM245 205V204H244ZM249 205V204H248ZM88 206V205H87ZM154 206V205H153ZM205 206V205H204ZM243 206V204H242ZM237 207V206H236ZM240 207V206H239ZM249 207V206H248ZM252 207V206H251ZM122 208V207H120ZM222 208V207H221ZM89 209V206H88ZM153 209V207H152ZM156 209V208H155ZM240 209V208H239ZM245 209V207H244ZM43 210V209H42ZM60 210V209H59ZM148 210V209H147ZM241 210V209H240ZM237 209V211H240ZM28 211V210H27ZM48 211V210H47ZM120 211V210H119ZM117 211V212H119ZM222 211V210H221ZM56 212V211H55ZM121 212V211H120ZM151 212V211H150ZM155 212V211H154ZM223 212V211H222ZM86 213V212H85ZM122 213V212H121ZM125 213V212H124ZM153 213V212H152ZM226 213V211H225ZM54 214V213H53ZM140 214V213H139ZM163 214V213H162ZM123 215V214H122ZM121 215V216H122ZM138 215V214H137ZM152 215V214H151ZM226 215V214H225ZM64 216V215H63ZM68 216V215H67ZM132 217V216H131ZM144 217V216H143ZM147 217V216H146ZM150 217V216H149ZM174 217V215H173ZM176 217V216H175ZM122 218V217H121ZM137 218V217H136ZM155 218V217H154ZM153 217L151 219H154ZM134 219V218H133ZM171 219V218H170ZM251 221H262V223L264 222V212L263 213H259L258 215L251 217L250 218ZM249 219V221H250ZM4 220V218H3ZM137 220V219H136ZM173 220V219H172ZM5 222V221H4ZM118 222V221H117ZM127 222V221H126ZM130 222V221H129ZM156 220H152V221H148L146 219H143V226L142 228H144L143 230L145 232H148V234H150L153 231V226L155 225ZM258 222V221H257ZM14 223V222H13ZM74 223V222H73ZM157 223V222H156ZM159 223V221H158ZM231 223V222H230ZM3 224V223H2ZM67 224V223H66ZM235 223L233 222V225ZM26 225V224H25ZM79 225V224H78ZM101 225V224H100ZM175 225V224H174ZM72 226V225H70ZM132 226V225H131ZM232 226V225H231ZM79 227V226H78ZM78 227L75 226V229L72 230L69 233V236L71 239H75L78 242H86L87 239L84 238V236L86 235V232L84 231L83 228H81V230L78 231ZM133 227V226H132ZM171 227V226H170ZM25 228V227H24ZM43 228V227H42ZM130 228V227H129ZM165 228V227H164ZM235 228V227H234ZM8 229V228H7ZM37 229V228H36ZM238 228H236L237 230ZM5 230V229H4ZM23 230V229H22ZM51 230V229H50ZM99 230V229H98ZM167 229H165L166 231ZM232 230V229H231ZM25 231V230H24ZM100 231V230H99ZM127 231V230H126ZM168 231V230H167ZM264 231V230H263ZM18 232V231H16ZM159 232V231H158ZM27 233V232H26ZM56 233V232H55ZM101 233V231H100ZM161 233V232H159ZM2 234V233H1ZM0 234V235H1ZM6 234V233H5ZM18 234V233H17ZM153 234V233H151ZM94 235V234H93ZM160 235V234H159ZM15 236V233H14ZM17 236V235H16ZM50 236V235H48ZM60 236V234H59ZM68 236V237H69ZM114 236V234H113ZM155 236V235H154ZM250 236V235H249ZM249 236H247L246 238V242H244V237L239 236L238 233L236 231H232L226 234H224L221 237H216L214 239L211 240V245L216 247L215 249L219 248L220 249V257L218 258L217 256H213V254L211 256H208L209 259L207 260L208 263L207 264H218L217 261H219L220 264H232L231 262H234L236 260H239V257L237 255L234 254L233 252V258L230 255V251L229 249H223V245L228 242L227 240L231 241V246L230 249H232L231 247H233L232 245H235V247L238 250H242L245 253V257L244 260H255L256 257L258 256L259 252L257 251V248L254 246L252 240L249 238ZM7 237V236H6ZM13 237V236H12ZM18 237V236H17ZM127 237V236H126ZM139 237V236H138ZM160 237V236H159ZM229 237V238H228ZM21 238V237H20ZM38 238V237H37ZM51 238V237H50ZM49 238V239H50ZM54 238V237H53ZM18 239V238H17ZM33 239V238H32ZM40 239V238H39ZM62 239V238H61ZM112 240V237L110 238ZM139 239V238H137ZM3 240V239H2ZM13 240V239H12ZM15 240V238H14ZM20 240V239H19ZM23 240V239H21ZM42 240V239H41ZM59 240V239H58ZM11 241V240H10ZM37 241V240H36ZM49 241V240H48ZM69 241V240H68ZM108 241V240H106ZM144 241V240H143ZM158 241V240H156ZM5 242V241H4ZM21 242V241H20ZM31 242V241H30ZM29 242V243H30ZM52 242V241H51ZM58 242V241H57ZM67 242V241H66ZM13 243V242H12ZM26 243V242H25ZM28 243V244H29ZM73 243V242H72ZM141 243V242H140ZM8 244V243H7ZM11 244V243H9ZM8 246H11L9 245ZM15 243H13V247H9L12 248V253L13 251H17L19 256L17 257L18 260L16 259L11 260L12 256H8V251L11 253V251L6 248L4 252L5 256H6V262L8 264H45L44 261L47 262L48 257H51L53 254L50 255L47 254L48 252H46V255H42L39 257V254H37L36 252H29L28 250L30 249V247L28 248V250L26 251L23 248V245H21V243L18 245H15ZM27 244V243H26ZM52 244V243H51ZM59 244V243H58ZM97 244V243H96ZM227 244V243H226ZM225 244V245H226ZM32 245V244H31ZM30 245V246H31ZM35 245V244H34ZM40 245V244H39ZM50 245V243H49ZM67 245V244H66ZM82 248H84V244L82 243ZM91 245V244H90ZM142 245V243H141ZM224 245V246H225ZM7 246V245H6ZM29 246V245H28ZM43 246V245H42ZM47 246V245H46ZM135 246V245H134ZM227 246V245H226ZM41 247V246H40ZM65 247V246H63ZM72 247V246H71ZM39 248V247H38ZM43 248V247H42ZM41 248V249H42ZM135 248V247H133ZM225 248V247H224ZM15 249V250H14ZM32 249V247H31ZM44 249V248H43ZM52 249V248H51ZM100 249V246H99ZM145 249V248H144ZM211 249V247H210ZM218 249V250H219ZM33 250V249H32ZM71 250V249H70ZM209 250V249H208ZM36 251V250H35ZM48 251V250H47ZM54 250H51V252ZM100 252L102 250H99ZM40 252V251H39ZM38 252V253H39ZM42 254L43 250H41ZM57 252V250H56ZM61 252V251H60ZM63 252V251H62ZM69 252V251H68ZM206 251V248H204V246H202L201 244L198 243H194L193 245H191L190 247H188V252L185 254V256H181L176 258V260H173V264H184L186 261L188 262V260L186 259L187 257L196 259L198 258L200 255L204 254ZM15 253V252H14ZM142 253V252H141ZM202 253V254H201ZM55 254V252H54ZM58 254V253H57ZM64 254V253H63ZM67 254V253H66ZM75 254V253H74ZM89 254V253H86ZM41 255V254H40ZM73 255V254H72ZM100 255H104L103 251L102 254L100 253ZM65 256V255H64ZM106 256V255H105ZM11 257V258H10ZM14 257V256H13ZM57 257L58 260H60L59 258H62L63 256L59 255V256H55ZM55 257H51V258H55ZM59 257V258H58ZM66 257V256H65ZM69 256H67L68 258ZM87 257V256H86ZM108 257V255H107ZM260 257V256H259ZM47 258V259H46ZM70 258V257H69ZM13 259V258H12ZM15 259V258H14ZM63 259V258H62ZM74 259V258H73ZM89 259V258H88ZM93 259V258H92ZM186 259V260H185ZM56 260V258L54 259ZM53 260V261H54ZM65 260V259H64ZM63 260V261H64ZM111 260V259H110ZM203 260V258L201 259ZM50 261V259L48 260V262ZM52 261V262H53ZM57 261V260H56ZM61 262H63L62 260H60ZM68 261V260H67ZM93 261V260H92ZM200 261V260H199ZM216 261V262H215ZM41 262V263H40ZM55 262V261H54ZM59 262V261H58ZM54 263V264H58ZM69 262V261H68ZM67 262V263H68ZM71 262V261H70ZM172 261H170L171 263ZM186 262V264H187ZM204 261H202V264ZM245 262V261H244ZM5 263V262H4ZM66 263V264H67ZM201 263V261H200ZM235 263V262H234ZM47 264V263H46ZM51 264V263H50ZM61 264V263H60ZM74 264V263H73ZM192 264V263H191ZM206 264V263H205ZM245 264V263H244ZM254 264V263H253Z\"/></svg>", "mask_w": 264, "mask_h": 264}]
</instances>
